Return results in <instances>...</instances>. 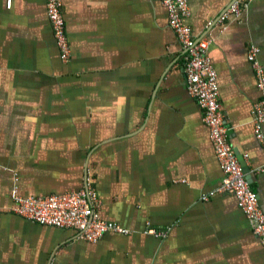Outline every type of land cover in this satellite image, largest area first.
I'll list each match as a JSON object with an SVG mask.
<instances>
[{
  "label": "crops",
  "instance_id": "1",
  "mask_svg": "<svg viewBox=\"0 0 264 264\" xmlns=\"http://www.w3.org/2000/svg\"><path fill=\"white\" fill-rule=\"evenodd\" d=\"M60 1L67 63L46 0H0V264H264L236 197L202 200L224 175L160 0ZM234 1L188 0L186 23L211 39L227 140L251 169L264 212V153L251 115L259 93L247 60L257 47L264 70V0L220 31ZM86 177L98 215L129 236L89 243L10 212L12 187L44 197L77 192ZM148 228L169 231L158 239Z\"/></svg>",
  "mask_w": 264,
  "mask_h": 264
},
{
  "label": "built area",
  "instance_id": "2",
  "mask_svg": "<svg viewBox=\"0 0 264 264\" xmlns=\"http://www.w3.org/2000/svg\"><path fill=\"white\" fill-rule=\"evenodd\" d=\"M252 1H234L216 22L221 26L220 31L225 29L224 23L230 16L239 18ZM160 2L167 13V22L178 37L183 50L186 91L201 108L202 120L208 130L210 144L224 175L221 186L203 195L202 200L207 201L218 194L232 193L264 253V212L260 207L257 193L248 182L235 151L227 140V130L219 102L217 73L207 53L211 39L206 36L196 38L192 28L186 23L190 15L188 0H160ZM45 8L60 61L67 63L70 59V47L65 33L62 3L60 0H46ZM209 26L213 27L212 23H209ZM258 54L259 49L255 46H250L247 50V60L253 69L255 87L259 93V99L251 110L252 125H254L255 137L264 153V70ZM10 201L12 214L42 226L73 230L78 238L89 243H96L107 233H116L125 237L130 235L128 230L98 215L97 192L87 177L84 187L77 192L44 197H22L17 194L15 187H12ZM168 231L169 228L162 230L148 228L144 233L164 239Z\"/></svg>",
  "mask_w": 264,
  "mask_h": 264
},
{
  "label": "water",
  "instance_id": "3",
  "mask_svg": "<svg viewBox=\"0 0 264 264\" xmlns=\"http://www.w3.org/2000/svg\"><path fill=\"white\" fill-rule=\"evenodd\" d=\"M238 160L242 166L243 172L246 174V178L250 184H252V179H251V169L245 165L241 157H238Z\"/></svg>",
  "mask_w": 264,
  "mask_h": 264
}]
</instances>
